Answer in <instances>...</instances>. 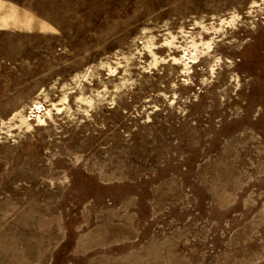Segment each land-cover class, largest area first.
<instances>
[{
    "label": "rangeland",
    "instance_id": "1",
    "mask_svg": "<svg viewBox=\"0 0 264 264\" xmlns=\"http://www.w3.org/2000/svg\"><path fill=\"white\" fill-rule=\"evenodd\" d=\"M0 264H264V0H0Z\"/></svg>",
    "mask_w": 264,
    "mask_h": 264
}]
</instances>
